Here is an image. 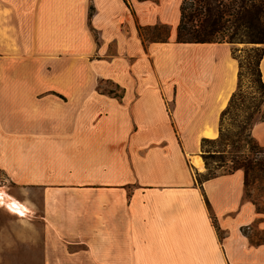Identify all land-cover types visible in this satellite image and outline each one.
Segmentation results:
<instances>
[{
  "label": "crops",
  "instance_id": "0c3cea01",
  "mask_svg": "<svg viewBox=\"0 0 264 264\" xmlns=\"http://www.w3.org/2000/svg\"><path fill=\"white\" fill-rule=\"evenodd\" d=\"M181 1L0 0V264H264L242 168L198 179L236 44L178 41Z\"/></svg>",
  "mask_w": 264,
  "mask_h": 264
},
{
  "label": "trees",
  "instance_id": "16d2710c",
  "mask_svg": "<svg viewBox=\"0 0 264 264\" xmlns=\"http://www.w3.org/2000/svg\"><path fill=\"white\" fill-rule=\"evenodd\" d=\"M165 25V24H164ZM154 25L152 27H155ZM168 29V26L165 25ZM166 37H153V39H165ZM176 39L178 41H228L236 44L232 54L238 59V81L232 91L226 106L222 109L219 119V134L215 138H202L203 141H220L224 138L223 117L235 103L236 98L242 93L243 61L237 53L242 47L239 42L251 43L244 48L249 73L253 75L251 81L255 82L259 90V99L253 104L249 115L257 116L249 121L248 140L252 141L251 147L260 145L250 133V127L254 121L264 118V81L261 75L260 60L264 53V0H182L180 4V18L177 25ZM239 136V135H238ZM233 141V140H232ZM264 146V145H260ZM222 151L219 150V154ZM215 153L202 151L206 171L198 175V179H205L220 172L232 171L242 168L244 172V186L247 183L246 163H236L224 171H217L215 165H211L209 157ZM255 204V203H254ZM260 212L263 210L257 209Z\"/></svg>",
  "mask_w": 264,
  "mask_h": 264
},
{
  "label": "rangeland",
  "instance_id": "374dc122",
  "mask_svg": "<svg viewBox=\"0 0 264 264\" xmlns=\"http://www.w3.org/2000/svg\"><path fill=\"white\" fill-rule=\"evenodd\" d=\"M167 27L159 24L155 27H146L142 29L144 38L165 37ZM242 43V44H239ZM237 45L242 48L237 51L243 61L242 75V93L236 98L235 103L223 117V129L225 136L220 141H203L201 142V151L215 153L208 158L210 164L217 166V171H224L236 163H246L247 165V183L245 184L244 196L255 203L257 209L264 211V146L256 145L251 147L252 141L248 140L249 121L253 117L249 115L252 111L253 104L259 99V90L255 82H252V74L249 73L244 48L251 43L239 42ZM239 135V136H238ZM233 140V141H232ZM219 150L222 151L219 154ZM206 171V167L203 173ZM0 178V182H4ZM12 191L14 188H10ZM16 223L12 220L7 209L0 207V258L3 260H13L17 256L16 243L12 242L9 232L16 229ZM257 237L264 238L263 235ZM15 246L14 254L7 253L8 246ZM17 246H22L20 242ZM21 255V254H20Z\"/></svg>",
  "mask_w": 264,
  "mask_h": 264
},
{
  "label": "bare ground",
  "instance_id": "6f19581e",
  "mask_svg": "<svg viewBox=\"0 0 264 264\" xmlns=\"http://www.w3.org/2000/svg\"><path fill=\"white\" fill-rule=\"evenodd\" d=\"M198 163V160H196V164ZM201 163V162H200ZM0 196H3L2 194H1V192H0ZM7 204H9L10 205V207H12V208H14L15 210H17V211H20L21 209H19V206H17L16 204L17 203H15L14 201H9Z\"/></svg>",
  "mask_w": 264,
  "mask_h": 264
}]
</instances>
